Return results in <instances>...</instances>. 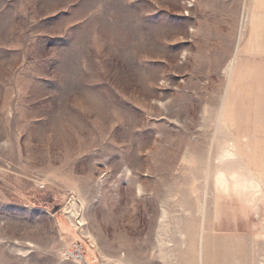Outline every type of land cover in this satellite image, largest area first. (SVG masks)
<instances>
[{
    "label": "rangeland",
    "instance_id": "rangeland-1",
    "mask_svg": "<svg viewBox=\"0 0 264 264\" xmlns=\"http://www.w3.org/2000/svg\"><path fill=\"white\" fill-rule=\"evenodd\" d=\"M0 264H264V0H0Z\"/></svg>",
    "mask_w": 264,
    "mask_h": 264
},
{
    "label": "built area",
    "instance_id": "built-area-1",
    "mask_svg": "<svg viewBox=\"0 0 264 264\" xmlns=\"http://www.w3.org/2000/svg\"><path fill=\"white\" fill-rule=\"evenodd\" d=\"M76 258H77V259H82V256H81V254H80V253H79V254H77V255H76Z\"/></svg>",
    "mask_w": 264,
    "mask_h": 264
}]
</instances>
